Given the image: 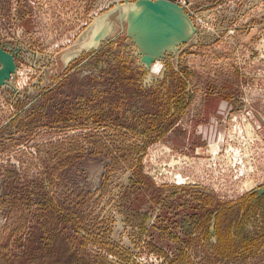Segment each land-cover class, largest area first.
I'll use <instances>...</instances> for the list:
<instances>
[{
  "label": "rangeland",
  "instance_id": "374dc122",
  "mask_svg": "<svg viewBox=\"0 0 264 264\" xmlns=\"http://www.w3.org/2000/svg\"><path fill=\"white\" fill-rule=\"evenodd\" d=\"M137 1L0 0V264H264V0Z\"/></svg>",
  "mask_w": 264,
  "mask_h": 264
},
{
  "label": "water",
  "instance_id": "95a60500",
  "mask_svg": "<svg viewBox=\"0 0 264 264\" xmlns=\"http://www.w3.org/2000/svg\"><path fill=\"white\" fill-rule=\"evenodd\" d=\"M129 11L130 29L135 35L141 38V42L148 45H155L154 49L148 50L151 55L147 56L150 62L153 55L164 45H170L176 39L188 35L190 29L187 28L186 13L183 9L172 2L165 0H139ZM139 15L140 19L135 17ZM190 19V18H189ZM163 28V29H160ZM165 27V28H164ZM159 39H156V38ZM156 39L155 43H146L147 40ZM165 40V41H164ZM164 41V42H162ZM0 83H5L11 79L17 64L14 53L0 46ZM260 192H264V186Z\"/></svg>",
  "mask_w": 264,
  "mask_h": 264
},
{
  "label": "clouds",
  "instance_id": "9594fccd",
  "mask_svg": "<svg viewBox=\"0 0 264 264\" xmlns=\"http://www.w3.org/2000/svg\"><path fill=\"white\" fill-rule=\"evenodd\" d=\"M146 65L148 70L144 73V76L141 78V85L145 87L150 86L157 77L163 74L162 65H156L154 64V62L151 65L146 63Z\"/></svg>",
  "mask_w": 264,
  "mask_h": 264
},
{
  "label": "bare ground",
  "instance_id": "6f19581e",
  "mask_svg": "<svg viewBox=\"0 0 264 264\" xmlns=\"http://www.w3.org/2000/svg\"><path fill=\"white\" fill-rule=\"evenodd\" d=\"M134 6H136L135 4H134ZM103 19L104 18H99L98 20H97V22H96V25L97 26H95V28H94V31H93V35L92 36H89L85 41H83V43H82V46L83 45H86L87 43H91L92 42V40H93V38H94V32H96L97 31V33L102 29V25H105L106 23H107V21L108 20H105V21H103ZM186 20H187V24H186V26H187V28H189V29H191V27H192V23H191V20L189 19V17H186ZM99 22H101V23H99ZM99 29H98V28ZM98 29V30H97ZM90 34V33H89ZM88 34V35H89ZM87 36V35H86ZM97 36V35H96ZM95 40H96V42L98 41V38L96 37L95 38ZM77 47V46H76ZM80 51V50H79Z\"/></svg>",
  "mask_w": 264,
  "mask_h": 264
},
{
  "label": "built area",
  "instance_id": "2783aa9c",
  "mask_svg": "<svg viewBox=\"0 0 264 264\" xmlns=\"http://www.w3.org/2000/svg\"><path fill=\"white\" fill-rule=\"evenodd\" d=\"M242 148L243 147H241V146H238V148H235L234 146H232L231 150L233 151V153H236L237 158H241V156H243Z\"/></svg>",
  "mask_w": 264,
  "mask_h": 264
}]
</instances>
